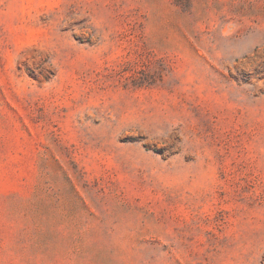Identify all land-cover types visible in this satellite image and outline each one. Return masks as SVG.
Returning <instances> with one entry per match:
<instances>
[{
	"label": "rangeland",
	"instance_id": "1",
	"mask_svg": "<svg viewBox=\"0 0 264 264\" xmlns=\"http://www.w3.org/2000/svg\"><path fill=\"white\" fill-rule=\"evenodd\" d=\"M0 264H264V0H0Z\"/></svg>",
	"mask_w": 264,
	"mask_h": 264
}]
</instances>
